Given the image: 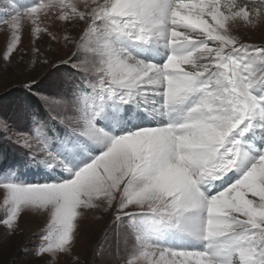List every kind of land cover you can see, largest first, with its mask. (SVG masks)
Returning a JSON list of instances; mask_svg holds the SVG:
<instances>
[{
    "label": "snow or ice",
    "instance_id": "1",
    "mask_svg": "<svg viewBox=\"0 0 264 264\" xmlns=\"http://www.w3.org/2000/svg\"><path fill=\"white\" fill-rule=\"evenodd\" d=\"M0 26L4 71L27 34L57 73L24 85L26 130L0 118L21 149L0 165V228L44 220L25 255L86 264L80 223L99 213L106 264H264V40L248 38L264 0H0Z\"/></svg>",
    "mask_w": 264,
    "mask_h": 264
},
{
    "label": "rangeland",
    "instance_id": "2",
    "mask_svg": "<svg viewBox=\"0 0 264 264\" xmlns=\"http://www.w3.org/2000/svg\"><path fill=\"white\" fill-rule=\"evenodd\" d=\"M5 36L6 29L0 26V48L4 46ZM248 38L252 42L260 43L264 40V30L257 29L249 33ZM24 46L28 49L29 56L25 59L22 69L13 67L4 71L0 65V118L9 120L18 131H24L27 127L18 107L23 99L20 97V89L27 90L24 85L29 79L43 81L45 88L54 89L57 76V73L52 72L50 65L41 63L42 58H37L34 65L29 62L31 60V45L27 34L24 36ZM37 46L48 52L49 58L52 60L56 58V55H64L67 51L63 42L59 45L55 42L50 44L47 37H44ZM31 91L36 92L37 89L34 88ZM7 135L9 134H5V137ZM20 151L21 149H18L7 138H0V165L10 161L13 154ZM88 214L80 223L75 253H78L82 262H86V264H106L99 257H94L93 251L97 247V241L102 239L106 227L110 224V216L104 214L101 217L99 213ZM97 217L100 218L97 219ZM43 223V218L26 215L20 221L22 231H18L12 237H7L3 229L0 228V264H42L41 261L30 255H25L24 252L25 250L32 251L37 243V237L33 233L41 228ZM58 264H73V261L71 257H61Z\"/></svg>",
    "mask_w": 264,
    "mask_h": 264
},
{
    "label": "trees",
    "instance_id": "3",
    "mask_svg": "<svg viewBox=\"0 0 264 264\" xmlns=\"http://www.w3.org/2000/svg\"><path fill=\"white\" fill-rule=\"evenodd\" d=\"M28 90H24V89H20V94H21V96L20 97H23L24 96V94H25V92H27ZM31 94V93H30Z\"/></svg>",
    "mask_w": 264,
    "mask_h": 264
},
{
    "label": "bare ground",
    "instance_id": "4",
    "mask_svg": "<svg viewBox=\"0 0 264 264\" xmlns=\"http://www.w3.org/2000/svg\"><path fill=\"white\" fill-rule=\"evenodd\" d=\"M89 215V214H88ZM90 216V215H89ZM89 219V218H88Z\"/></svg>",
    "mask_w": 264,
    "mask_h": 264
}]
</instances>
